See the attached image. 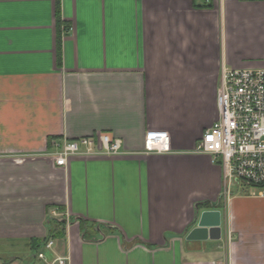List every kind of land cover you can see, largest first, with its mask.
I'll return each instance as SVG.
<instances>
[{"label":"crops","instance_id":"obj_1","mask_svg":"<svg viewBox=\"0 0 264 264\" xmlns=\"http://www.w3.org/2000/svg\"><path fill=\"white\" fill-rule=\"evenodd\" d=\"M203 2L0 0V252L24 254L3 264L51 234L54 208L70 264H264V197L195 151L223 67L264 68V0ZM151 130L168 152L145 151ZM99 132L123 152L56 165ZM206 210L221 239H188Z\"/></svg>","mask_w":264,"mask_h":264},{"label":"built area","instance_id":"obj_2","mask_svg":"<svg viewBox=\"0 0 264 264\" xmlns=\"http://www.w3.org/2000/svg\"><path fill=\"white\" fill-rule=\"evenodd\" d=\"M217 108L218 119L204 132L195 151L219 159L225 187L233 182L250 185L254 187L252 195L264 197V68L223 67ZM169 138L167 131L151 130L146 135L145 151L168 152ZM122 152L121 139L99 132L66 141L52 155L57 166H64L72 155ZM59 217L65 214L54 208L48 220L59 221ZM55 243V236L48 234L29 256L4 264H70L69 255L53 252Z\"/></svg>","mask_w":264,"mask_h":264},{"label":"water","instance_id":"obj_3","mask_svg":"<svg viewBox=\"0 0 264 264\" xmlns=\"http://www.w3.org/2000/svg\"><path fill=\"white\" fill-rule=\"evenodd\" d=\"M221 212L206 210L201 213L198 224L188 235L190 240L221 239Z\"/></svg>","mask_w":264,"mask_h":264},{"label":"rangeland","instance_id":"obj_4","mask_svg":"<svg viewBox=\"0 0 264 264\" xmlns=\"http://www.w3.org/2000/svg\"><path fill=\"white\" fill-rule=\"evenodd\" d=\"M22 252L23 250L12 247L11 244L5 245L3 250L0 252V264H3V262L9 260V258L11 259L13 257L24 256Z\"/></svg>","mask_w":264,"mask_h":264},{"label":"trees","instance_id":"obj_5","mask_svg":"<svg viewBox=\"0 0 264 264\" xmlns=\"http://www.w3.org/2000/svg\"><path fill=\"white\" fill-rule=\"evenodd\" d=\"M204 2L200 5V6H204V7H207V6H211V2L209 3V2H207L206 0H203ZM203 204H205V205H209V203L208 202H204ZM62 224H63V221H61V220H59V221H56V222H54L53 223V225L54 226H52V228H51V230H50V232H51V234L53 235V236H62V234H63V229H62ZM58 226L59 227V229L57 230V228L56 227ZM44 240H42V241H40V242H38V241H33V244H32V248L33 247H36V246H38V245H40L42 242H43Z\"/></svg>","mask_w":264,"mask_h":264},{"label":"bare ground","instance_id":"obj_6","mask_svg":"<svg viewBox=\"0 0 264 264\" xmlns=\"http://www.w3.org/2000/svg\"><path fill=\"white\" fill-rule=\"evenodd\" d=\"M210 3V2H209Z\"/></svg>","mask_w":264,"mask_h":264}]
</instances>
